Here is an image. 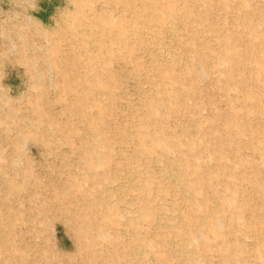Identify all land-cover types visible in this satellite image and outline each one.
<instances>
[{
    "label": "rangeland",
    "instance_id": "obj_1",
    "mask_svg": "<svg viewBox=\"0 0 264 264\" xmlns=\"http://www.w3.org/2000/svg\"><path fill=\"white\" fill-rule=\"evenodd\" d=\"M117 1L0 0V264H264V0Z\"/></svg>",
    "mask_w": 264,
    "mask_h": 264
},
{
    "label": "bare ground",
    "instance_id": "obj_2",
    "mask_svg": "<svg viewBox=\"0 0 264 264\" xmlns=\"http://www.w3.org/2000/svg\"><path fill=\"white\" fill-rule=\"evenodd\" d=\"M116 1H117V0H116ZM117 2H118V1H117ZM110 38H111V37H110ZM160 55H161V54H160ZM66 63H67V62H66ZM161 206H162V205H161ZM162 211H163V210H162ZM157 228H158V227H157ZM10 243H11V241H10ZM11 244H12V243H11ZM11 244H10V245H11ZM7 249H8V247H7ZM12 250H13V249H12ZM8 251H9V250H8ZM21 253L23 254V252H21ZM18 254H19V253H18ZM6 255H7V254H6ZM9 255H10V253H9ZM11 255H12V254H11ZM11 255H10V256H11ZM14 256H15V255H14ZM10 258H11V257H10ZM12 259H13V258H12ZM7 260H8V259H7ZM14 261H15V260H14ZM18 262H19V261H18ZM20 263H21V262H20Z\"/></svg>",
    "mask_w": 264,
    "mask_h": 264
}]
</instances>
